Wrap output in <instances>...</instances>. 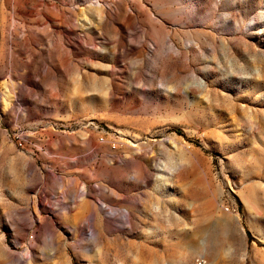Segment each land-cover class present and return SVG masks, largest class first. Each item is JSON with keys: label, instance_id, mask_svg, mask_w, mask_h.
Here are the masks:
<instances>
[{"label": "rangeland", "instance_id": "374dc122", "mask_svg": "<svg viewBox=\"0 0 264 264\" xmlns=\"http://www.w3.org/2000/svg\"><path fill=\"white\" fill-rule=\"evenodd\" d=\"M204 261L264 264V0H0V264Z\"/></svg>", "mask_w": 264, "mask_h": 264}, {"label": "crops", "instance_id": "0c3cea01", "mask_svg": "<svg viewBox=\"0 0 264 264\" xmlns=\"http://www.w3.org/2000/svg\"><path fill=\"white\" fill-rule=\"evenodd\" d=\"M46 144H52L51 148L45 147V150L52 159L50 161H42L41 164L52 165L54 168H57L60 165H65L68 169V173L64 174V178L59 179V182L66 183L65 188H52L46 193H41L36 191L35 199L36 201L39 198L47 199L50 196L52 199H56L58 202L53 204L58 208L57 214L60 216H66L69 218L67 222L73 223H83L85 222V208L89 213L93 215L100 212V206L95 205V203H85L84 197L87 193L84 182V163L78 159L79 154L83 152V149L79 147L81 142L75 137L67 138H54L49 137L45 139ZM65 154L67 158L65 161H60L55 159L61 154ZM94 158V154H93ZM93 182V180H88V183ZM94 190L89 189V194H94ZM44 203L36 204L37 211L35 212V218L41 219L44 216L42 215V210H44ZM47 213V211H46ZM99 219L93 218L92 222L96 223Z\"/></svg>", "mask_w": 264, "mask_h": 264}, {"label": "built area", "instance_id": "2783aa9c", "mask_svg": "<svg viewBox=\"0 0 264 264\" xmlns=\"http://www.w3.org/2000/svg\"><path fill=\"white\" fill-rule=\"evenodd\" d=\"M101 140H104V138H103V137H101ZM113 146L115 147V145H113ZM200 264H203V263L201 262Z\"/></svg>", "mask_w": 264, "mask_h": 264}, {"label": "bare ground", "instance_id": "6f19581e", "mask_svg": "<svg viewBox=\"0 0 264 264\" xmlns=\"http://www.w3.org/2000/svg\"><path fill=\"white\" fill-rule=\"evenodd\" d=\"M204 264H205V261H204Z\"/></svg>", "mask_w": 264, "mask_h": 264}]
</instances>
